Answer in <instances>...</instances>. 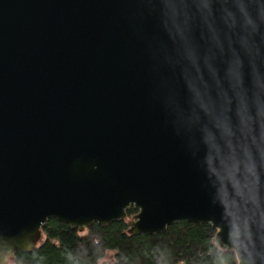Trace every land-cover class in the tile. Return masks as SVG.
I'll list each match as a JSON object with an SVG mask.
<instances>
[{
	"label": "water",
	"instance_id": "95a60500",
	"mask_svg": "<svg viewBox=\"0 0 264 264\" xmlns=\"http://www.w3.org/2000/svg\"><path fill=\"white\" fill-rule=\"evenodd\" d=\"M130 207L264 264V0H0V264Z\"/></svg>",
	"mask_w": 264,
	"mask_h": 264
},
{
	"label": "trees",
	"instance_id": "16d2710c",
	"mask_svg": "<svg viewBox=\"0 0 264 264\" xmlns=\"http://www.w3.org/2000/svg\"><path fill=\"white\" fill-rule=\"evenodd\" d=\"M136 214L130 207L126 219L83 232L49 219L39 245L15 254L11 264H100L108 253L110 264H237L233 251L215 246L209 224L179 221L163 234L131 235L128 222Z\"/></svg>",
	"mask_w": 264,
	"mask_h": 264
},
{
	"label": "rangeland",
	"instance_id": "374dc122",
	"mask_svg": "<svg viewBox=\"0 0 264 264\" xmlns=\"http://www.w3.org/2000/svg\"><path fill=\"white\" fill-rule=\"evenodd\" d=\"M42 241V239L38 242V244L40 243ZM110 262H111V254H107L106 256H105V258L103 259V261H101L100 262V264H103V263H108V264H110ZM11 264V263H10Z\"/></svg>",
	"mask_w": 264,
	"mask_h": 264
}]
</instances>
